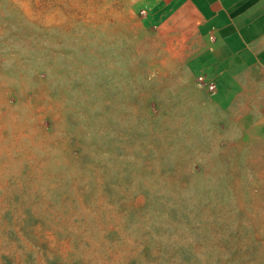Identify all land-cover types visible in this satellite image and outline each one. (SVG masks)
<instances>
[{
  "label": "rangeland",
  "instance_id": "1",
  "mask_svg": "<svg viewBox=\"0 0 264 264\" xmlns=\"http://www.w3.org/2000/svg\"><path fill=\"white\" fill-rule=\"evenodd\" d=\"M121 0H0V264H264V160Z\"/></svg>",
  "mask_w": 264,
  "mask_h": 264
},
{
  "label": "crops",
  "instance_id": "2",
  "mask_svg": "<svg viewBox=\"0 0 264 264\" xmlns=\"http://www.w3.org/2000/svg\"><path fill=\"white\" fill-rule=\"evenodd\" d=\"M155 54L255 139L264 160V0H121ZM214 84V91L197 83Z\"/></svg>",
  "mask_w": 264,
  "mask_h": 264
},
{
  "label": "built area",
  "instance_id": "3",
  "mask_svg": "<svg viewBox=\"0 0 264 264\" xmlns=\"http://www.w3.org/2000/svg\"><path fill=\"white\" fill-rule=\"evenodd\" d=\"M197 83L199 85L205 86L208 92H213L215 89L214 84L210 82L206 83L203 76H199L197 78Z\"/></svg>",
  "mask_w": 264,
  "mask_h": 264
}]
</instances>
